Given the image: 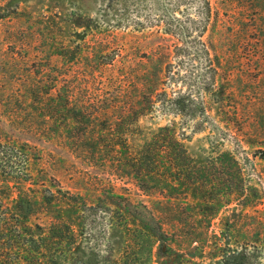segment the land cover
I'll return each instance as SVG.
<instances>
[{
	"label": "rangeland",
	"instance_id": "rangeland-1",
	"mask_svg": "<svg viewBox=\"0 0 264 264\" xmlns=\"http://www.w3.org/2000/svg\"><path fill=\"white\" fill-rule=\"evenodd\" d=\"M164 127L189 156L177 201L112 181L166 218L159 235L112 219V168L89 144L137 154ZM14 144L10 200L33 198L44 234L70 227L60 264H264V0H0V159Z\"/></svg>",
	"mask_w": 264,
	"mask_h": 264
},
{
	"label": "trees",
	"instance_id": "trees-1",
	"mask_svg": "<svg viewBox=\"0 0 264 264\" xmlns=\"http://www.w3.org/2000/svg\"><path fill=\"white\" fill-rule=\"evenodd\" d=\"M142 92L146 103L153 105L154 90L144 85ZM140 104L144 106L142 100ZM102 111L104 108L97 106L95 112H91V123L95 122V116ZM88 129L78 133L83 143L89 141L87 138L92 131L88 132ZM114 137L113 134L111 137L105 135H100L99 138L91 137L90 153L88 151L90 158L92 157L94 161L100 158L105 166L109 164L112 168L109 172L111 176L109 190L111 191H107L108 194H106L108 200L118 207L115 211L116 216H112V219L114 221L120 219L121 222L126 220L127 213L151 232L165 234L164 220L166 218L156 215L154 210L143 202L135 204L128 197L118 196L112 181L113 178L120 181L130 179L144 196L161 195L169 201L173 199L177 201L173 194L176 187L173 177L176 174L179 177L177 181L182 180L189 160L184 144L176 138L175 132L170 127L160 129L137 154L130 151L126 141L117 142ZM10 150L11 153L6 152L5 158L0 159V264H60L53 257L52 252L56 250L58 240L65 238L64 230L70 231V227L61 222L52 223L51 231L44 234L40 225L32 226L29 222V218L37 213L38 203L23 192H19L13 201L10 200L11 193H14L13 187L22 185L21 179L24 178L18 168L23 162L24 153L16 144ZM1 153L0 151V155ZM169 204L173 205L172 203L167 205Z\"/></svg>",
	"mask_w": 264,
	"mask_h": 264
}]
</instances>
